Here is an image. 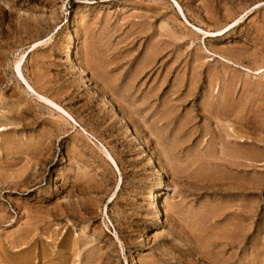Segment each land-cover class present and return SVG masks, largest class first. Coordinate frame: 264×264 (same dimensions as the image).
I'll return each instance as SVG.
<instances>
[{"label":"rangeland","instance_id":"374dc122","mask_svg":"<svg viewBox=\"0 0 264 264\" xmlns=\"http://www.w3.org/2000/svg\"><path fill=\"white\" fill-rule=\"evenodd\" d=\"M43 40L23 74L78 126L14 71ZM27 263L264 264V0H0V264Z\"/></svg>","mask_w":264,"mask_h":264},{"label":"bare ground","instance_id":"6f19581e","mask_svg":"<svg viewBox=\"0 0 264 264\" xmlns=\"http://www.w3.org/2000/svg\"><path fill=\"white\" fill-rule=\"evenodd\" d=\"M175 5H176V8L179 10V12L181 13V15L185 18V15H184V12H183V9L182 7L175 1L174 2ZM186 20V19H185ZM242 20V19H241ZM238 23L237 22H234L233 24H231V28L236 26ZM199 32L201 33H204L205 35L209 34V32H205L201 29H198ZM214 33H211V35H213ZM218 35V34H217ZM46 41V40H43V41H40V42H36L34 43L30 49L22 56H20L21 58L16 62L15 66H14V71L16 73V75L18 76V78L23 82L24 86L26 87V89L29 91V93H31L33 96H35L38 101L42 104H44L45 106H47L49 109L52 110V112H54L55 114L59 115L62 119L65 120L66 123H70L71 125L72 124H75L78 126L77 124V121L75 120V118L68 112L66 111L61 105H59L58 103L54 102L53 100H51L50 98H47L41 94H39L33 87L32 85L27 81V79L25 78L24 74H23V66L26 62V59H27V56L30 52L36 50L37 48H39L42 43ZM224 62H227V63H232L234 64L232 61L228 60V59H224L222 58ZM236 65V64H234ZM238 66V65H237ZM245 72V71H244ZM247 72H248V69H247ZM80 73V72H79ZM81 75L82 76H87L86 73L84 71H81ZM263 73V71H258L256 72V74H261ZM84 78V77H83ZM260 83V82H259ZM108 102V101H107ZM118 110V109H117ZM119 112V111H118ZM52 114V113H51ZM76 126V127H77ZM82 130V129H81ZM133 133V132H132ZM85 134V133H84ZM99 147H101V149L103 150L104 154H105V158L110 162V164L113 166V168L116 170V171H120V168H119V165L117 163V161L115 160V158L113 157V155L108 151L107 147H105L103 145V143H99L98 144ZM97 145V146H98ZM98 147V148H99ZM146 148V147H145ZM101 150V151H102ZM121 180V179H120ZM120 185H121V181L119 182L118 184V188H120ZM119 190V189H118ZM115 194V193H114ZM22 239V238H21ZM26 240V238H25ZM8 260V259H7ZM228 260V259H227ZM9 262V261H8ZM12 263V262H11ZM31 263V262H29ZM27 263V264H29Z\"/></svg>","mask_w":264,"mask_h":264},{"label":"crops","instance_id":"0c3cea01","mask_svg":"<svg viewBox=\"0 0 264 264\" xmlns=\"http://www.w3.org/2000/svg\"><path fill=\"white\" fill-rule=\"evenodd\" d=\"M37 49H38V48H37ZM37 49H36V50H37ZM34 51H35V50H34ZM30 54H31V53H30ZM30 54H29V55H30ZM27 58H28V57H27ZM26 62H27V59H26ZM26 62H25V64H26ZM25 64H24V66H25ZM24 66H23V67H24ZM33 88H34V87H33ZM35 90H36V89H35ZM36 91H37V90H36ZM37 92H38V91H37ZM38 93H39V92H38ZM39 94H41V95H43V96H45V97H47V98H50L51 100H53V101L56 102V103L59 102V101H57V99L50 97V96L47 94V92H45V91H44V93L42 92V93H39ZM67 124H69V123H67ZM115 160H116V159H115Z\"/></svg>","mask_w":264,"mask_h":264}]
</instances>
